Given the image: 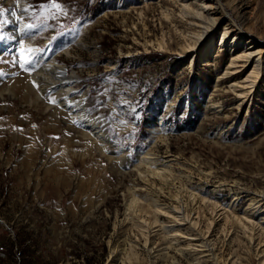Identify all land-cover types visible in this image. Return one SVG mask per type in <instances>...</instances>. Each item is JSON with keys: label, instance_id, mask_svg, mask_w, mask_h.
Segmentation results:
<instances>
[{"label": "rangeland", "instance_id": "374dc122", "mask_svg": "<svg viewBox=\"0 0 264 264\" xmlns=\"http://www.w3.org/2000/svg\"><path fill=\"white\" fill-rule=\"evenodd\" d=\"M184 1L59 0L70 11L56 15L40 7L47 0H20L18 7L0 0L6 9L0 32L9 35L11 16L16 27L18 16L36 25L30 44L28 36L21 38L26 47L43 49L36 52V70L54 59L63 69L49 70L50 81L79 75L69 99L53 105L50 97L65 92L47 89L37 97L36 80L12 62L18 41L0 43L8 61L0 58V264H216L199 245L197 236L207 232L217 259L264 264L247 247L240 225L233 228L236 238L224 214L217 215L242 217L248 199L264 191V75L257 91L242 99L229 84L251 64L218 79L229 59L227 49L217 50L227 14L213 33L216 47L185 68L181 47L191 43L195 28L179 7ZM243 15L240 30L263 37L264 0H248ZM79 99L72 117L68 105ZM85 116L101 117L110 142L77 131L76 118ZM145 151L157 163L139 170L134 164ZM155 165L172 168L167 180L144 171ZM132 194L135 203H129ZM174 194L193 222L175 223L156 210L155 197L162 205Z\"/></svg>", "mask_w": 264, "mask_h": 264}, {"label": "bare ground", "instance_id": "6f19581e", "mask_svg": "<svg viewBox=\"0 0 264 264\" xmlns=\"http://www.w3.org/2000/svg\"><path fill=\"white\" fill-rule=\"evenodd\" d=\"M174 1V0H173ZM197 5L194 6L192 4V1L189 0H185L184 2L180 3V8L182 10V12L185 13V15L187 17L191 16L192 18H187L188 22L190 23V25L195 28V31L191 34V38L192 41H190V44H185L183 46V48L181 47V50L184 52V54L187 56L188 60L185 62L184 67L188 68L189 66H192L193 62L197 59H199L200 57H206L212 50L214 47V38H213V33L216 30V25L219 24L220 20H222V18H224V15L227 14L228 17V22H226L223 26L222 29L220 31V43L218 45V49L217 50H224L227 49L229 52V59H228V63L225 66V69L223 71L222 74H220L218 76V79L220 80L221 78L225 77V76H236L238 75L241 71H244L246 69V67L248 66V64H251V68L244 74V76H240L241 78L236 80L234 79V81H232L229 85L233 90L235 91V94L239 97V98H244L247 96H250L251 93H253L254 91H257V86H256V81L264 75V36L259 37L254 35L253 33H249V32H245L240 30V26L242 24H244L245 22V17L243 15V9L248 6V0H230L229 2L223 3L222 0H193ZM225 2V1H224ZM156 3V1H155ZM160 3V2H159ZM174 3V2H173ZM177 3V0H176ZM175 4V3H174ZM148 5V4H147ZM146 5V6H147ZM152 5V4H151ZM21 6V5H19ZM135 6V5H134ZM141 6V5H140ZM219 7L221 11H219ZM231 7V10L226 9ZM179 9V8H178ZM19 10L21 12H24V8H19ZM172 10V9H171ZM175 12V10H173ZM168 12V11H167ZM14 13V12H13ZM171 13V12H170ZM168 14V13H167ZM165 14V15H167ZM12 15V14H11ZM22 15V14H21ZM17 16V15H16ZM15 18V17H14ZM12 18L11 16V20L8 22L7 24V29L9 32V35L7 36V38L5 39L6 41H10L11 43H14L15 41H19L21 40V38H26L27 35L26 33H30L29 29H25L24 28V23L26 21L21 20L19 21L20 23L18 24L19 27H16V21L15 19ZM168 18V17H167ZM249 30V29H248ZM247 30V31H248ZM7 31V30H6ZM254 32V31H253ZM189 33V32H188ZM13 37H15V39H13ZM27 39V38H26ZM163 40V39H161ZM32 41V39H27L26 43L30 44V42ZM146 42V41H145ZM161 42V41H159ZM158 42V43H159ZM151 43V42H149ZM33 46V45H32ZM161 46V45H160ZM182 53V52H181ZM41 56V55H40ZM205 62V61H204ZM205 64H212L211 61H206ZM63 69V65L62 64H58L54 59H50V61H47L43 64L40 65V67L35 70V72H33L31 75L27 74V77L30 76V79H34L36 81H39L41 84V88H37L38 92H37V97H43V92L47 89H52V86H57L58 91L60 93L65 92L63 94L62 97H65L66 94L71 93L74 88L72 87V83L73 81L79 79V75L76 72H71L68 75H62L61 79L63 77V79H54L52 81H50L49 79L52 77V75L50 74L49 70H52V72L54 73H58L57 71H61ZM26 77V78H27ZM60 78V77H59ZM217 79V80H218ZM76 83V82H75ZM216 85L218 84L217 81L215 83ZM214 84V85H215ZM222 84V83H221ZM220 84V86H221ZM259 84V83H258ZM59 93V94H60ZM257 93V92H256ZM61 97V96H60ZM69 97V96H68ZM72 98V97H71ZM74 98V97H73ZM249 98V97H248ZM240 99V100H241ZM81 99L77 100L78 102L74 103L73 105H71V107H69L67 109V112L71 113L70 115L72 117L78 116L77 112H75V109L77 108V106L79 104H81ZM238 100V99H237ZM239 100V101H240ZM242 101V100H241ZM73 102V101H72ZM213 102V101H212ZM215 102V101H214ZM215 105L217 103H214ZM46 105V104H44ZM59 105V104H58ZM61 105V104H60ZM217 106V105H216ZM219 106V105H218ZM221 106V105H220ZM62 107V106H61ZM65 106H63L62 108H64ZM85 107V106H84ZM241 107V106H240ZM67 108V107H66ZM220 108V107H218ZM217 110V108H216ZM83 116L85 114H82ZM81 115V116H82ZM82 116V117H83ZM88 117V116H87ZM79 118V127L80 129L77 131L82 132L85 135H90L93 139H101L102 141H109V138L107 136V132L106 129L104 127V124L98 120L99 118H86L82 119L81 117H77L76 119ZM84 118V117H83ZM76 128V127H75ZM91 141V140H90ZM217 143V142H216ZM99 144V143H98ZM102 150V149H101ZM149 152V151H148ZM147 151L140 153L138 156V162L136 164H134L136 166L137 169L141 170L140 168L143 167V165L145 163H148V165L152 164L154 165V163L156 164L157 162H155V160L151 163V158L153 156H150ZM154 152V151H153ZM150 153V152H149ZM153 154V153H152ZM156 155V154H155ZM225 158V157H224ZM120 159V158H119ZM118 159V160H119ZM131 159V158H130ZM158 160V159H157ZM168 160H170L168 158ZM172 160V159H171ZM162 161V160H161ZM116 162V161H115ZM118 163V162H117ZM128 163V162H127ZM261 163V161H260ZM114 164V163H113ZM263 164V163H262ZM147 165V164H146ZM145 165V166H146ZM264 165V164H263ZM119 166V164H118ZM120 166H123V162L122 165L120 164ZM196 166V165H195ZM194 166V167H195ZM117 167V166H116ZM126 167V166H125ZM172 169V168H171ZM170 168H164L162 166H153L150 169H144V171H148L150 172V176L153 175L155 177H163V179L158 180L160 182H163L165 179L167 180V176L170 174L171 171ZM206 169V168H205ZM257 169V168H256ZM118 170V169H117ZM173 171V170H172ZM223 171V170H222ZM247 171V170H246ZM257 171V170H256ZM263 171V170H262ZM252 172V171H251ZM179 173V172H178ZM209 173V171H208ZM139 174V173H138ZM146 174V173H145ZM180 174V173H179ZM251 175V173H249ZM174 175V174H173ZM178 175V174H177ZM176 175V176H177ZM235 175V174H234ZM120 176V175H119ZM172 176V174H171ZM216 176V175H214ZM228 176V175H227ZM263 176V175H262ZM146 177V176H145ZM170 177V176H169ZM168 177V178H169ZM250 177V176H249ZM149 178V177H148ZM223 178V177H222ZM239 178V177H238ZM247 178V177H246ZM154 179V178H153ZM157 179V178H156ZM220 179V178H218ZM228 179V178H226ZM237 179V177H236ZM149 180V179H148ZM235 180V179H234ZM154 181V180H153ZM244 181V180H243ZM263 181V180H262ZM169 182V181H168ZM220 182V181H219ZM166 183V181H165ZM232 183V182H229ZM249 183V181H248ZM263 183V182H262ZM160 184V183H159ZM201 184V183H200ZM219 184V183H218ZM225 184V183H224ZM260 184V183H259ZM165 185V184H164ZM204 185V184H203ZM212 185V184H211ZM152 186V185H151ZM154 186V184H153ZM157 186V185H156ZM202 186V185H201ZM214 186V185H213ZM239 186V185H238ZM237 186V187H238ZM261 186V185H260ZM163 187V186H162ZM211 187V186H210ZM232 187V186H231ZM264 187V186H263ZM220 188V186L218 187ZM240 188V187H239ZM158 189V188H157ZM156 189V190H157ZM264 189V188H263ZM133 190V189H132ZM137 190V189H136ZM163 190V189H162ZM161 190V191H162ZM243 190V189H242ZM256 190V189H255ZM213 191V190H212ZM236 191V190H235ZM234 191V192H235ZM154 192V191H153ZM160 191L158 190V193ZM177 192V191H175ZM214 192V191H213ZM133 193V192H132ZM134 194V193H133ZM131 195V198L129 200V203H135L137 199V197L135 195ZM169 195L171 194V192L168 193ZM179 194V193H177ZM215 194V193H214ZM243 194V193H242ZM252 194V193H251ZM166 195V194H165ZM253 195V194H252ZM153 196V195H152ZM173 196V195H172ZM220 196V195H219ZM237 196V195H236ZM245 196V195H244ZM169 197V196H167ZM171 197V196H170ZM181 197V196H180ZM193 197V196H192ZM249 197V195H248ZM203 199V198H202ZM236 199V197H235ZM231 200V199H230ZM248 203H246L245 206H243V211H242V217H239L238 215H234L233 216H227L226 213H224L225 211H222L220 208V212L217 213V215H222L224 214L225 216V221L227 224H229L231 226V230L232 233L231 235L235 234V231H233V228H235V226H239L240 228L243 229V235L245 236L244 238L246 239L247 242V247L253 249L254 251V255L259 258L260 262L263 261L264 262V235H262L263 231H264V191H260L258 192L255 196L250 197V199H248ZM154 201L157 202V211H161L163 210V212L169 214V216L171 217L172 220H174L175 223H180L183 221H191V219L193 218L192 215L188 212L186 205H181L183 203H181V201H179L178 196L176 194H174V197L170 198V202L168 204H162L161 202H159L158 200V196L154 198ZM164 201V200H163ZM224 201V200H223ZM138 202V201H137ZM167 202V201H166ZM216 202V201H215ZM214 202V204H215ZM233 202V201H232ZM208 204H210L211 206L213 205L214 209H217V207L212 203V202H207ZM137 204V203H136ZM150 204V202H149ZM233 204V203H231ZM154 205V207L156 206ZM208 205V206H210ZM227 205V204H225ZM218 207L220 206L219 204L217 205ZM233 206V205H232ZM236 206V205H235ZM134 207V206H133ZM225 207V206H224ZM228 207V206H227ZM226 207V208H227ZM153 208V207H152ZM197 209V208H196ZM212 209V208H211ZM134 210V209H133ZM218 210V209H217ZM145 211V210H144ZM213 211V210H212ZM238 211V210H237ZM134 212V211H132ZM135 213V212H134ZM155 213V212H154ZM193 213V212H192ZM197 214V212H194V214ZM199 213V211H198ZM202 213V212H201ZM212 213V212H210ZM216 213V212H215ZM229 213V211H228ZM238 213V212H237ZM137 214V213H136ZM161 214V213H160ZM213 214V213H212ZM198 215V214H197ZM158 216V215H157ZM168 216V215H167ZM211 217V215H209ZM215 216V215H214ZM140 217V216H139ZM137 217V218H139ZM164 217V216H163ZM166 217V216H165ZM169 217V218H170ZM198 217V216H197ZM196 217V218H197ZM220 217V216H219ZM140 218H143L142 216ZM207 218V217H206ZM212 218V217H211ZM244 218V219H242ZM213 219V218H212ZM217 219V217H216ZM246 219V220H245ZM193 220V219H192ZM199 220V219H198ZM209 220V219H207ZM214 220V219H213ZM142 221V220H140ZM147 221V219H146ZM145 221V222H146ZM164 221V220H163ZM168 221V220H167ZM211 221V220H210ZM220 221V220H219ZM213 222V221H212ZM222 222V221H221ZM141 223V222H140ZM143 223V222H142ZM148 223V222H146ZM143 223V224H146ZM185 223V222H183ZM182 223V224H183ZM224 223V221H223ZM138 224V223H137ZM142 224V225H143ZM170 224V223H169ZM152 225V224H151ZM154 225V224H153ZM159 225V224H158ZM163 225V224H161ZM175 225V224H174ZM181 225V224H180ZM192 225V224H191ZM190 225V226H191ZM198 225V224H196ZM196 225L194 227H196ZM215 225V224H214ZM146 226V225H145ZM144 226V227H145ZM173 227V225H171ZM178 226V225H176ZM210 226V224L208 225ZM169 227V226H167ZM180 227V226H179ZM221 227V226H220ZM225 227V226H223ZM141 228V227H140ZM143 228V227H142ZM187 228V227H186ZM185 228V229H186ZM202 228V227H201ZM230 228V227H229ZM228 228V229H229ZM145 229V228H144ZM171 229V228H170ZM203 229V228H202ZM208 229V228H207ZM206 229V230H207ZM142 231H144L143 229H141ZM140 230V231H141ZM146 230H148L146 228ZM168 230V229H165ZM201 230V229H200ZM222 230V229H221ZM230 230V231H231ZM155 231V230H154ZM157 231V230H156ZM175 231V230H174ZM198 231V230H197ZM204 232V230H201ZM224 231V230H222ZM163 232V231H162ZM167 232V231H166ZM173 232V231H171ZM144 233V232H143ZM148 233V231H147ZM146 233V234H147ZM180 233V231H179ZM230 233V232H228ZM238 233V232H237ZM241 233V232H240ZM154 234V233H153ZM152 234V235H153ZM188 234V233H187ZM200 234V232H199ZM202 234V233H201ZM200 234V235H201ZM224 234H227L224 232ZM241 234V235H242ZM264 234V233H263ZM170 235V234H169ZM229 235V234H228ZM163 236V234L161 235ZM167 236V235H166ZM176 236V235H175ZM186 236V235H185ZM184 236V237H185ZM195 236V235H193ZM197 236V235H196ZM235 236V235H234ZM147 237V236H146ZM169 237V236H168ZM190 237H192L190 235ZM199 237V245L202 246H206L207 249L210 251V256H212V258H216L217 262L216 264H233V261H230L228 256H222L219 257L218 260L217 257L218 255L213 251V245H212V241L211 238L207 233L202 234L201 236H197ZM226 237V236H225ZM236 237V236H235ZM149 238V237H148ZM174 238V237H173ZM189 238V237H188ZM223 238V237H222ZM229 238L231 240L232 236L229 235ZM237 238V237H236ZM178 239V238H177ZM176 239V240H177ZM224 239V238H223ZM146 241V239H144ZM150 240V239H149ZM174 240V239H173ZM186 240V239H185ZM238 240V239H237ZM240 240V239H239ZM179 241V240H178ZM177 241V242H178ZM188 242V241H187ZM190 242V241H189ZM225 242V241H224ZM245 242V241H243ZM245 242V243H246ZM147 243V241H146ZM174 243L175 240H174ZM196 243V242H193ZM198 243V242H197ZM229 243V242H228ZM167 245V244H166ZM240 245V244H239ZM172 246V245H171ZM188 246V245H187ZM186 246V247H187ZM196 246V245H195ZM194 246V249L197 248ZM201 246V247H202ZM150 247V246H149ZM161 247V246H160ZM164 247V246H163ZM180 247V246H179ZM189 247V246H188ZM201 247H199L201 249ZM172 248V247H171ZM190 248V247H189ZM216 248V247H215ZM228 248V246H227ZM148 249V248H147ZM150 249V248H149ZM165 249V248H164ZM163 249V250H164ZM184 249V247H183ZM198 249V248H197ZM199 249V250H200ZM206 249V248H205ZM176 250V248H175ZM179 249L177 248V251ZM188 250V249H187ZM235 250V249H234ZM244 250V249H243ZM167 251V249H166ZM164 250V253L166 252ZM207 251V250H206ZM180 252V251H178ZM232 252V251H230ZM184 253V252H182ZM181 253V254H182ZM160 254V253H158ZM166 255V253H165ZM165 255H164V259H165ZM206 255V254H205ZM209 255V254H208ZM236 255V253H235ZM148 256V255H147ZM221 256V255H220ZM238 256V255H237ZM244 256V254H243ZM246 256V255H245ZM174 258V257H173ZM208 258V257H207ZM211 258V257H209ZM232 258V257H231ZM175 260V258H174ZM179 260V259H178ZM213 260V259H211ZM215 260V261H216ZM241 261V260H240ZM179 262V261H178ZM177 262V263H178ZM198 262V261H197ZM214 262V261H213ZM199 263V262H198ZM163 264V263H162ZM173 264V263H170ZM182 264V263H181ZM192 264V263H191ZM237 264V263H236Z\"/></svg>", "mask_w": 264, "mask_h": 264}, {"label": "snow or ice", "instance_id": "6c2138e0", "mask_svg": "<svg viewBox=\"0 0 264 264\" xmlns=\"http://www.w3.org/2000/svg\"><path fill=\"white\" fill-rule=\"evenodd\" d=\"M15 4L18 7L20 5V0H15ZM40 7L41 8L46 7L49 9H55L56 15H61V14L67 15V12L70 11V8L66 7L64 4L59 2V0H47V3L42 4ZM4 11H6V9L0 8V16L3 15ZM25 11H28V9H25ZM53 18H55V16H53ZM16 19L17 20H23L24 17L18 16V17H16ZM2 23H7V21H2ZM35 27H36V25H34L32 23H29V22L24 23L25 29H33ZM26 35L28 36L29 39H34V34L26 33ZM6 38H7L6 34L3 32H0V43H2ZM13 39H15V37H13ZM37 51L42 52L43 49L26 47L25 41L21 39L18 41V51H17V54L12 57V62L16 63L24 72L31 75V73L36 70V65L39 64V60L36 57ZM24 53H28L29 55H26L24 57L23 63H21L19 57H20V55H22ZM0 58H3L5 63L8 62L7 58L4 57V51H0ZM0 75H2V73H0ZM32 83L36 88H38V89L41 88V84L39 81H33ZM52 87H53L54 91H58L57 86H52ZM76 91H79V90H76ZM66 99H69V98L68 97L51 96L49 102L52 103L53 105H56L58 103L63 105V103ZM87 99H89V98H85V107H88L87 106ZM73 103H76V102H73ZM68 107H71V104H69ZM88 110L91 111V108L88 107ZM80 111L83 112L84 108H81ZM0 119H2V118H0Z\"/></svg>", "mask_w": 264, "mask_h": 264}]
</instances>
